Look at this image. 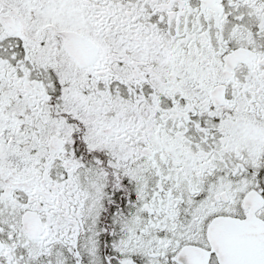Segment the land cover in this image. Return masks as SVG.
<instances>
[{"label": "flooded vegetation", "instance_id": "af4514ba", "mask_svg": "<svg viewBox=\"0 0 264 264\" xmlns=\"http://www.w3.org/2000/svg\"><path fill=\"white\" fill-rule=\"evenodd\" d=\"M226 232L264 253V0H0V264H227Z\"/></svg>", "mask_w": 264, "mask_h": 264}, {"label": "rangeland", "instance_id": "374dc122", "mask_svg": "<svg viewBox=\"0 0 264 264\" xmlns=\"http://www.w3.org/2000/svg\"><path fill=\"white\" fill-rule=\"evenodd\" d=\"M6 220H7V218H6ZM176 234H177V237L178 236H182V237H185V233H184V227H180L179 229H178V231L176 232ZM27 252H34V246L33 245H28L27 246ZM89 254L90 255H93V256H96L98 259L100 258H102L104 261H106L105 262V264H109V262H110V258H111V254H110V256H108L107 258H105V257H100V256H97L95 253H94V251L93 250H91V251H89ZM28 259H29V256L24 260L25 261V263H24V261H22V263L23 264H45L44 262H39V261H36V262H33V263H29V262H27L28 261ZM16 264V263H15Z\"/></svg>", "mask_w": 264, "mask_h": 264}, {"label": "water", "instance_id": "95a60500", "mask_svg": "<svg viewBox=\"0 0 264 264\" xmlns=\"http://www.w3.org/2000/svg\"><path fill=\"white\" fill-rule=\"evenodd\" d=\"M234 264H242V263L240 261L236 260Z\"/></svg>", "mask_w": 264, "mask_h": 264}]
</instances>
